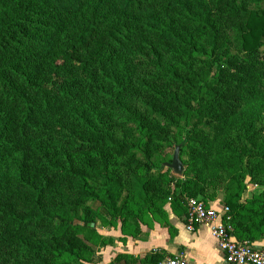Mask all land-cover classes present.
<instances>
[{
  "label": "trees",
  "instance_id": "obj_1",
  "mask_svg": "<svg viewBox=\"0 0 264 264\" xmlns=\"http://www.w3.org/2000/svg\"><path fill=\"white\" fill-rule=\"evenodd\" d=\"M135 86L143 115L128 109ZM256 102L264 0H0V264H81L102 210L137 239L139 221L163 225L165 206L185 220L188 199L209 208L218 191L236 241L264 240V189L241 201L246 178L264 188V128L242 119ZM114 115L136 143L116 138ZM153 133L182 144L181 177L152 162ZM104 150L124 157L118 170Z\"/></svg>",
  "mask_w": 264,
  "mask_h": 264
},
{
  "label": "rangeland",
  "instance_id": "obj_2",
  "mask_svg": "<svg viewBox=\"0 0 264 264\" xmlns=\"http://www.w3.org/2000/svg\"><path fill=\"white\" fill-rule=\"evenodd\" d=\"M212 20H214L216 24H220V25L224 24L222 19H218L215 16L212 17ZM174 60H178V59H174L172 57H166L164 62L170 63L171 65L177 67V64L175 63L177 61H174ZM199 68L205 69L202 63L199 64ZM135 87L136 88L132 89L126 98V101L129 102L128 109L129 111L137 113V115H140V114L143 115L146 112L143 103L146 102L147 99H145L139 87L138 86H135ZM140 101H142V103H140ZM115 118H116V122H115ZM117 118L118 117L116 115L111 117V123L117 128L115 130L116 138L118 140H126L127 142H130V143H133V142L136 143V140H138V138H140L141 135L138 132H135V125L133 124L127 125V124L120 123ZM242 119L243 121L245 120L250 121L251 119H253L255 124L264 128V102H256V103H253L252 105H249L248 108L243 113ZM153 123H154V120L153 121L147 120L145 129L146 130L151 129V131L153 132V129H152ZM160 125L161 126L159 127L163 129L165 128V125H163V123H161ZM164 131L166 132L165 134L167 135V137H172L175 134L173 130L167 131V129H164ZM164 137L165 136L163 135V138ZM150 140H151V144L155 146L152 148L151 153H150L151 160L152 162H154L155 165L161 164V163H163L164 165L169 164L171 161L173 152H174V148L176 146L177 147L182 146V144L179 143V144L174 145L172 149H169L165 146V142H164L165 140H162L159 136L155 135L154 133L152 134ZM104 154L108 155L112 159V169L114 170H118L119 165L124 162V157L122 155H117L110 150H104ZM86 156L94 157L95 153H90V154H87ZM179 156H180L179 159L183 165V170H185L186 168L184 167V164L187 160V156L180 155V154ZM142 158L144 159V156H142L139 153L137 159L142 160ZM0 170H2V173L6 171V166L4 165L3 160H0ZM170 173L172 176H175L172 174L171 171ZM183 174H184V171H183ZM245 187L246 188L243 194L241 195V201L243 203H246V201L252 199L255 193L261 192L264 189L261 186L250 183L249 178L245 179ZM224 198H225L224 191H218L215 195V199L213 200V202L209 203V207H214L217 209L222 208L223 206H225ZM52 201H53V198L51 197L47 198V204ZM79 218L80 217L71 218L70 220L72 221L74 226L77 225L80 227V230H81L80 235L83 237H86L87 231L84 230V228L81 226V222ZM143 222L144 221H139V226H140L139 229L142 234H143L142 231L148 228L146 227V224ZM95 229H96L97 236H92V238L88 239V243L91 244V246L93 247L94 253L93 254H90V253L83 254L81 264H113V261L116 255L122 254L121 252L129 251L125 243V241H127L126 239L129 237L127 236L123 238V235L121 234V231H120V222L117 220H114L109 212L105 210L101 211V218L99 219L98 217L96 218ZM128 231H129L128 233H131L133 229L129 228ZM261 241L253 242V244H258ZM115 243H117V245ZM119 243L124 246V249L122 247H117ZM121 263L125 264L123 262Z\"/></svg>",
  "mask_w": 264,
  "mask_h": 264
},
{
  "label": "crops",
  "instance_id": "obj_3",
  "mask_svg": "<svg viewBox=\"0 0 264 264\" xmlns=\"http://www.w3.org/2000/svg\"><path fill=\"white\" fill-rule=\"evenodd\" d=\"M164 210L166 223L162 225L154 222L152 227L142 231L139 238H127L125 243L129 251L122 254L142 259L149 253H164L168 257L183 256L190 264H224V255L207 227H195L192 232H188L186 219L173 214L169 206H165ZM117 247L124 249L120 243Z\"/></svg>",
  "mask_w": 264,
  "mask_h": 264
},
{
  "label": "built area",
  "instance_id": "obj_4",
  "mask_svg": "<svg viewBox=\"0 0 264 264\" xmlns=\"http://www.w3.org/2000/svg\"><path fill=\"white\" fill-rule=\"evenodd\" d=\"M186 230L207 227L224 255V264H264V240L260 244L238 242L232 235L229 209L207 208L203 202L191 198L186 201ZM157 264H190L183 256L164 257Z\"/></svg>",
  "mask_w": 264,
  "mask_h": 264
},
{
  "label": "water",
  "instance_id": "obj_5",
  "mask_svg": "<svg viewBox=\"0 0 264 264\" xmlns=\"http://www.w3.org/2000/svg\"><path fill=\"white\" fill-rule=\"evenodd\" d=\"M165 167L169 169L173 175L177 177H181L183 175V165L179 159V147L174 149L171 162L169 164H165Z\"/></svg>",
  "mask_w": 264,
  "mask_h": 264
}]
</instances>
